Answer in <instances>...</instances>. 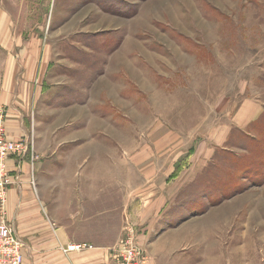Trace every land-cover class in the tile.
I'll return each mask as SVG.
<instances>
[{
	"label": "rangeland",
	"instance_id": "1",
	"mask_svg": "<svg viewBox=\"0 0 264 264\" xmlns=\"http://www.w3.org/2000/svg\"><path fill=\"white\" fill-rule=\"evenodd\" d=\"M0 104L12 181L103 189L112 255L264 264V0H0Z\"/></svg>",
	"mask_w": 264,
	"mask_h": 264
},
{
	"label": "crops",
	"instance_id": "2",
	"mask_svg": "<svg viewBox=\"0 0 264 264\" xmlns=\"http://www.w3.org/2000/svg\"><path fill=\"white\" fill-rule=\"evenodd\" d=\"M17 160L10 161L11 167L16 168L17 183L8 191L7 212L26 244L25 264H117L110 248L121 235L119 210L112 229V223L100 224L98 216L95 217L98 209L105 208V203H100L104 190L96 192L83 184L64 189L33 185L30 180L36 174L35 163L29 158ZM153 176L154 173H148V193L152 190ZM84 243L92 247L67 249L69 245Z\"/></svg>",
	"mask_w": 264,
	"mask_h": 264
},
{
	"label": "built area",
	"instance_id": "3",
	"mask_svg": "<svg viewBox=\"0 0 264 264\" xmlns=\"http://www.w3.org/2000/svg\"><path fill=\"white\" fill-rule=\"evenodd\" d=\"M5 107L0 104V202L4 208V204L7 201V193L9 191L10 184L17 183V180L12 181L11 172L8 170L6 159L9 154L17 152L19 154L26 155L29 146H25V142L19 143L9 138L5 131V120L8 113L4 109ZM16 177V176H15ZM9 232L12 234L9 235ZM9 235L13 240L8 248L9 252L13 253V258L9 264H22L24 261V255L22 248L26 247L25 242L16 233L15 223L12 221L11 225H8L4 218L0 221V238L2 235ZM91 245L73 244L69 245V250H82L84 248H90ZM115 256L120 264H153L151 254L145 248L141 247L135 240L134 228L130 227L128 235L121 240L118 247L115 249ZM3 254L0 251V264H5L3 261Z\"/></svg>",
	"mask_w": 264,
	"mask_h": 264
}]
</instances>
